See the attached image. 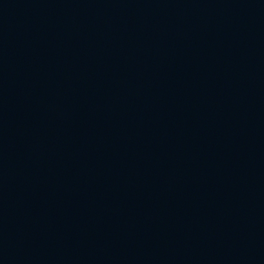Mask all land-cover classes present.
<instances>
[{"label": "water", "instance_id": "95a60500", "mask_svg": "<svg viewBox=\"0 0 264 264\" xmlns=\"http://www.w3.org/2000/svg\"><path fill=\"white\" fill-rule=\"evenodd\" d=\"M0 264H264V0H0Z\"/></svg>", "mask_w": 264, "mask_h": 264}]
</instances>
